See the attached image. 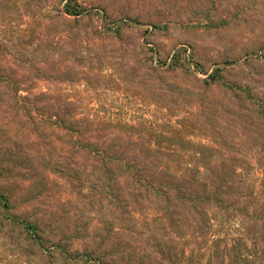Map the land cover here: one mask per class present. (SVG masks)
I'll list each match as a JSON object with an SVG mask.
<instances>
[{
    "label": "rangeland",
    "instance_id": "374dc122",
    "mask_svg": "<svg viewBox=\"0 0 264 264\" xmlns=\"http://www.w3.org/2000/svg\"><path fill=\"white\" fill-rule=\"evenodd\" d=\"M52 114L120 157L264 176V0H0V264H221L212 198L120 188Z\"/></svg>",
    "mask_w": 264,
    "mask_h": 264
},
{
    "label": "trees",
    "instance_id": "16d2710c",
    "mask_svg": "<svg viewBox=\"0 0 264 264\" xmlns=\"http://www.w3.org/2000/svg\"><path fill=\"white\" fill-rule=\"evenodd\" d=\"M65 7V13L68 15H78L85 11V8H78L74 4H66ZM173 58H177V54ZM170 65H174V63ZM210 78L213 81L216 79L215 72ZM6 81L11 80L7 79ZM16 98L23 100L26 97L17 95ZM66 117L62 114H52L48 115L46 120L56 127L63 126L68 132H75L77 136H75L74 142L76 141L78 147L83 148L93 160H98L101 163L107 178L110 177L111 172H114V169L118 170L121 179L117 185L120 188L124 185L125 178H128L132 188L150 190L156 196L165 197L167 201H170L167 197L169 193H173L183 202L206 203L212 198V202L216 203V211L213 213L202 211L199 215L207 230H210L211 233L219 232L215 241H220L223 244L224 260L221 264H264L263 175L237 172L235 165L232 166L230 173L204 175L198 170L200 166L224 168L225 164L204 162L199 159L191 161L192 163L190 161L185 163L160 158L137 161L133 158L120 157L116 154L117 150L124 146L114 140L117 138L114 130H107L103 127L75 129L70 125L65 126ZM70 120L72 119L70 118ZM94 120L103 121L104 119L99 117ZM133 128L131 125L126 127L125 132L128 136L132 135L130 131H133ZM80 137L82 141L78 142L77 138ZM143 147L146 151L155 149L154 145L150 144ZM156 148L161 151L164 149L173 151V148L160 144ZM147 167L155 168L158 173H147L144 171ZM163 169L171 171H161ZM185 170L190 172H185ZM106 186L109 188L110 183H107ZM198 192L202 194L200 198L197 196ZM230 192H236L239 198L226 203L219 194ZM192 194L194 197L190 196ZM3 199L7 205L5 195L0 193V200ZM245 200L249 204L245 205ZM182 261L181 264H188V257H183Z\"/></svg>",
    "mask_w": 264,
    "mask_h": 264
}]
</instances>
